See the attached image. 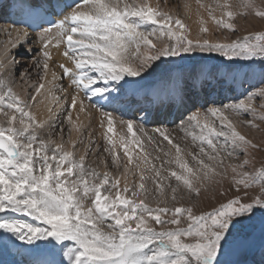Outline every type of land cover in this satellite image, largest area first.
<instances>
[{"label":"rangeland","instance_id":"1","mask_svg":"<svg viewBox=\"0 0 264 264\" xmlns=\"http://www.w3.org/2000/svg\"><path fill=\"white\" fill-rule=\"evenodd\" d=\"M137 1L119 12L131 26L111 29L131 55L118 79L218 67L264 74V0H157L153 11ZM28 64L19 72L34 78ZM224 81L217 99L173 126L104 112L75 140L67 105L39 125L32 102L0 79V206L62 234L95 264H236L264 227V79L241 93L231 83L225 97ZM253 253L264 258V237L241 264L259 262Z\"/></svg>","mask_w":264,"mask_h":264},{"label":"bare ground","instance_id":"2","mask_svg":"<svg viewBox=\"0 0 264 264\" xmlns=\"http://www.w3.org/2000/svg\"><path fill=\"white\" fill-rule=\"evenodd\" d=\"M146 2L151 11L158 6L157 0ZM125 3L121 0H85L65 12V16L77 18L78 21L73 28L65 25L35 33L11 26L6 22L7 13L0 18V79L12 89L15 97L24 100L25 105L28 106L32 102V109L29 106L27 108L31 109L30 114L39 125L52 123L66 105L69 110L68 107L65 110L72 121L73 139L78 136L80 128L81 130L86 128L85 131L90 133L91 125L98 122L101 114L110 112L112 108L126 113L127 116L135 115L139 110L138 121L144 125L147 123L154 125L161 121L173 124L177 122L179 115L183 114L181 110L188 109L192 104L203 103L206 96L213 99L216 92L206 90L212 84L211 87L218 85L220 79L225 80L221 86L222 94L225 96L229 94L228 85L231 83L234 84L236 91L241 93L244 91L243 83H261L264 79L262 72H256L254 76L238 67H218L215 70L200 68L192 76L175 70L152 81L149 80L152 75L142 79L133 73L129 74V77L118 79V71L122 70L121 61L131 55L126 53L128 50H124L127 44L122 45L119 40L116 43L111 42L114 37V31L111 29L114 27L116 29L121 24L131 26L130 21H127V14H124V17L119 15L121 8H124L125 12L127 5ZM129 3L131 5L132 0ZM137 3L143 4L142 0H138ZM114 21H119L118 25L114 26ZM100 28L103 29V33L102 30L100 33L96 32ZM65 39L68 42L67 46L64 43ZM106 41L113 45L110 43L109 46L105 45ZM24 56L32 58L27 61ZM24 62L30 64L34 78L28 73L23 74L24 71L19 72L22 67L19 64ZM65 70L70 75L74 72L78 74L83 94L72 89L68 78L62 77ZM18 72L19 77H15ZM186 82H190L192 87H187ZM114 83L123 87V91L112 89ZM98 85L102 87L99 88ZM28 88L31 90L30 93L27 92ZM195 92L196 97L192 95ZM126 99L130 102L124 103L123 100ZM1 102L4 105V100ZM241 103H245V100ZM169 107L171 110L168 111ZM113 115L119 114L112 113ZM195 115L197 118L200 114ZM114 119L116 120V117ZM1 147L4 149V146ZM10 211H5L0 206V264H34L36 261L37 264H95L91 255L83 252L78 244L65 243L60 250L49 249L48 238L51 231L49 233L46 226L30 216H20ZM263 237L264 227L253 238L246 251L239 256L236 264L245 261L249 252ZM252 256L259 261L256 264H264V258H260V254L253 253ZM136 262L137 260H134V263Z\"/></svg>","mask_w":264,"mask_h":264},{"label":"water","instance_id":"3","mask_svg":"<svg viewBox=\"0 0 264 264\" xmlns=\"http://www.w3.org/2000/svg\"><path fill=\"white\" fill-rule=\"evenodd\" d=\"M6 152L11 158H15L17 156V151L13 146L7 148ZM67 241H68L67 238L62 234L57 233L55 231H51L49 236V249L60 248L65 243H67ZM123 263H124V259L122 257H118L100 264H123Z\"/></svg>","mask_w":264,"mask_h":264}]
</instances>
